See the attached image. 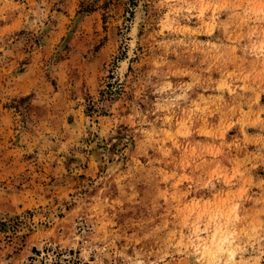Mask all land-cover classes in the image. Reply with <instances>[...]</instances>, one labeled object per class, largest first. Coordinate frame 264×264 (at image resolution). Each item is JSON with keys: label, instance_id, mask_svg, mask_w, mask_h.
<instances>
[{"label": "rangeland", "instance_id": "rangeland-1", "mask_svg": "<svg viewBox=\"0 0 264 264\" xmlns=\"http://www.w3.org/2000/svg\"><path fill=\"white\" fill-rule=\"evenodd\" d=\"M0 264H264V0H0Z\"/></svg>", "mask_w": 264, "mask_h": 264}]
</instances>
